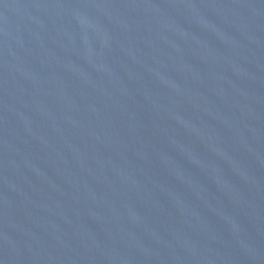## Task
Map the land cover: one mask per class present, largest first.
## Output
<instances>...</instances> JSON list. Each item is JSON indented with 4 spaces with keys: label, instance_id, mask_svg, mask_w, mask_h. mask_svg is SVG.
<instances>
[{
    "label": "water",
    "instance_id": "water-1",
    "mask_svg": "<svg viewBox=\"0 0 264 264\" xmlns=\"http://www.w3.org/2000/svg\"><path fill=\"white\" fill-rule=\"evenodd\" d=\"M0 264H264V0H0Z\"/></svg>",
    "mask_w": 264,
    "mask_h": 264
}]
</instances>
